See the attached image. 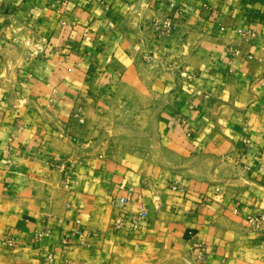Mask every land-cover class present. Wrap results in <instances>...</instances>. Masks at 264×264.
I'll return each instance as SVG.
<instances>
[{"label": "crops", "instance_id": "0c3cea01", "mask_svg": "<svg viewBox=\"0 0 264 264\" xmlns=\"http://www.w3.org/2000/svg\"><path fill=\"white\" fill-rule=\"evenodd\" d=\"M259 214L264 0H0V264H264Z\"/></svg>", "mask_w": 264, "mask_h": 264}, {"label": "built area", "instance_id": "2783aa9c", "mask_svg": "<svg viewBox=\"0 0 264 264\" xmlns=\"http://www.w3.org/2000/svg\"><path fill=\"white\" fill-rule=\"evenodd\" d=\"M163 32L165 34H172L175 24L171 19H166L164 21H162L160 23ZM245 142H247L245 140ZM177 184H175L173 187H176ZM117 204L119 207H124L128 204L129 202V197L128 196H121L119 198L116 199ZM149 217L148 214V210L147 208L143 207L141 208L138 212L134 213L131 216H125L123 213H118L117 216L115 217L114 220V226L116 229H122L125 226H127L128 229H136L138 228L140 222L142 220H145ZM248 221L251 224V226H253V228L255 229H259V230H263L264 231V214H259L256 216H249L248 217ZM42 236V232L38 233V237ZM8 245H14V240L13 239H9L6 240ZM196 246L201 247L202 244L198 241H196ZM49 261L52 262L53 261V257L50 256L49 257Z\"/></svg>", "mask_w": 264, "mask_h": 264}]
</instances>
